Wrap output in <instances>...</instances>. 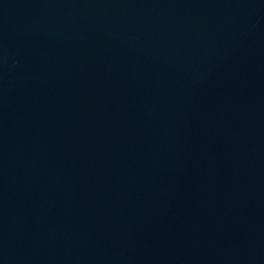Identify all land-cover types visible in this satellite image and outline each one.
<instances>
[{"label":"water","instance_id":"obj_1","mask_svg":"<svg viewBox=\"0 0 264 264\" xmlns=\"http://www.w3.org/2000/svg\"><path fill=\"white\" fill-rule=\"evenodd\" d=\"M0 264H264V0H0Z\"/></svg>","mask_w":264,"mask_h":264}]
</instances>
